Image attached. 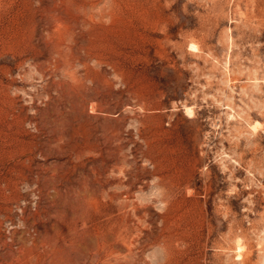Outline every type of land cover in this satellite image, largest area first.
<instances>
[{
    "label": "rangeland",
    "instance_id": "rangeland-1",
    "mask_svg": "<svg viewBox=\"0 0 264 264\" xmlns=\"http://www.w3.org/2000/svg\"><path fill=\"white\" fill-rule=\"evenodd\" d=\"M0 264H264V0H0Z\"/></svg>",
    "mask_w": 264,
    "mask_h": 264
},
{
    "label": "bare ground",
    "instance_id": "bare-ground-1",
    "mask_svg": "<svg viewBox=\"0 0 264 264\" xmlns=\"http://www.w3.org/2000/svg\"><path fill=\"white\" fill-rule=\"evenodd\" d=\"M128 248H130V246H129ZM127 260H128V259H127Z\"/></svg>",
    "mask_w": 264,
    "mask_h": 264
}]
</instances>
